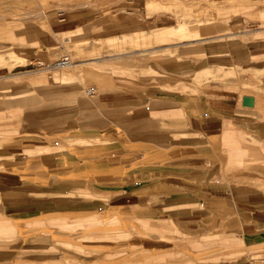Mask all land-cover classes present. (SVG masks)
<instances>
[{
	"label": "rangeland",
	"instance_id": "rangeland-1",
	"mask_svg": "<svg viewBox=\"0 0 264 264\" xmlns=\"http://www.w3.org/2000/svg\"><path fill=\"white\" fill-rule=\"evenodd\" d=\"M148 1L0 0V34L23 28L32 38L26 43L0 40V53L15 51L23 58L21 63L0 64V159L8 168L0 170V264H179V257L187 254L181 246L185 240L195 243L189 246L191 251L197 249L193 256L189 250L187 264H216L225 255L218 246L227 240L216 234L203 235L202 222L206 229L219 226L240 232L244 222L232 213L234 207L227 200L166 184L172 180L166 175L179 174L181 167L180 163L167 164L166 148L181 143L166 145L164 141L165 136L172 140L187 136L178 133L186 122L181 110L171 104L182 95L205 102L224 95L237 100L233 103L242 102L244 96L254 97V107H246L257 106L254 117L238 111L239 128L250 138L255 134L251 124L264 123V66L257 65L264 63V48L248 43L251 38H264V0H158L163 6L152 11ZM182 24L208 38H232L226 50L214 53L206 42L176 47L177 41L172 40L166 46L169 51L111 56L117 49L130 50L134 45L128 40L113 44L108 37L123 33L134 37ZM48 25L56 32L80 31L77 42L61 36L52 40ZM77 48L80 51L74 52ZM66 56L73 62L67 68L37 67ZM90 57H104L98 66L116 71L111 80L86 72L97 65L82 66ZM150 67L157 72L145 74ZM65 72L69 78L63 76ZM149 87L157 101L141 105L129 104L134 96L121 92L146 96ZM153 103L156 107L149 105ZM138 105L141 111L131 114ZM170 108L174 111H164ZM134 118L150 119L141 124L152 123L162 142L156 152L147 150L133 159V155L124 157V151H134ZM27 148L40 151L27 155ZM17 175L33 177L32 182L20 187ZM217 179L225 180V176ZM13 183L18 187H12ZM7 190L10 195L47 190L61 194L30 195L23 201L3 198ZM71 191H89L95 196L69 195ZM19 201L22 204L6 207ZM214 210L220 213L219 220H202V215ZM56 215L64 218L58 226L47 222L39 231L26 232L23 221L14 220L38 216L48 220ZM235 253L233 262L240 255Z\"/></svg>",
	"mask_w": 264,
	"mask_h": 264
},
{
	"label": "crops",
	"instance_id": "crops-1",
	"mask_svg": "<svg viewBox=\"0 0 264 264\" xmlns=\"http://www.w3.org/2000/svg\"><path fill=\"white\" fill-rule=\"evenodd\" d=\"M261 48H264V46ZM33 55L36 56L37 54ZM151 89L152 87H149L145 91L146 96H141L129 90H121V92L134 96L133 100H129V104L132 102L133 104L138 103L141 105V103H147L148 101L152 103V100H154L153 98L156 97V95L150 91ZM137 90L140 91L139 88ZM146 98H148L147 101ZM232 101L237 100L224 95H222V98H213L206 102L201 100L200 97L193 95H182L175 100H171V104L176 106L175 110H181L186 122V126L181 128L179 132L187 136H182L178 140L169 139L170 137L167 136L165 139L166 141H164L166 145L172 144L174 141H179L181 143L179 147L166 148L165 153L170 160L167 164L174 165L180 163L181 165L179 174L172 172L173 174L166 175L165 178L167 180L172 179L170 181L171 183L166 184L184 187L187 190L208 193L214 199L227 200L234 207L232 213L235 215L237 214L236 216L244 222L239 233L237 231L220 228L219 226L213 227L212 229L207 228L208 231H206L205 222H202V230H204V233H202L203 235L216 234L220 235L222 239L227 240V244L221 243V246H218L225 255H221L222 261L216 264H255L254 261H257V259L261 260L260 263L258 262L259 264H264V129H259V131L256 132L252 123L251 125L253 128L251 132L255 134L252 135L253 137L249 138V136H247L248 132H243L242 129L239 128L240 120L238 119L237 113L241 111L244 113L243 115L245 117L252 119V116L254 117L253 111L256 110L257 106L248 109L243 106L242 102L233 103ZM165 102L167 103V101ZM128 103L127 105H129ZM140 105H138L139 107H135V109L131 111V114L135 115L136 111L140 112ZM149 105L151 107H156L157 104L153 103ZM134 106L135 105H133V108ZM143 106H145V111L147 106L145 104ZM151 107L147 109V114L149 116L151 114ZM153 111L157 112L156 109ZM164 111L173 112L174 108L164 109ZM181 112L178 111V115H180ZM42 113H45V111ZM150 119L142 120L140 118H134L132 120L134 132L131 138L134 151L131 153L125 150L124 157L133 155L134 159V156L139 157L147 150L149 153L157 151V144L162 142L161 137L154 131V128H152V123L149 125L147 123L145 125L141 124ZM254 136L256 137L254 138ZM167 139H169V141ZM148 143L150 144L148 145ZM38 151H40V149L34 150V148H30L29 151L28 148V153L30 155ZM222 174L225 176V180L217 179V177ZM10 175L14 176L16 174L13 173ZM16 177L20 182L22 181L20 184L18 183L20 187L28 185V182H32L31 180L33 179V177L28 178V176L23 178L17 175ZM71 181L75 183L82 180ZM11 186L16 187L17 184L13 183ZM79 194L92 195L85 196L87 198L95 196L89 191H71L69 193V195L76 196H80ZM201 201L199 202L201 203ZM118 214L121 213L119 212ZM111 216L112 215H110V217ZM201 217L202 220H210L215 217L219 220L221 215L217 210H214ZM62 219L64 218L57 217L56 215L48 220L39 216L38 218L28 221L20 218L14 220L23 221L21 226L25 227L24 229L26 230H39V228L47 226V222H50L53 226H58L59 222L63 221ZM36 221L39 223H36ZM196 229L201 228L196 227ZM212 230H216V232L211 233L210 231ZM194 244L193 242L190 243L188 240L183 241L181 246L183 247V251L187 252V254L185 253L186 257L183 255L179 257V264H187L190 261L188 259L189 256H191V249L189 246ZM191 252L193 256V254H195L193 252H197V249L192 248ZM234 252L237 254L240 253V255L237 256L236 260L233 262L231 260L235 258L232 257ZM198 256L200 257L199 254L195 257ZM203 264L208 263L204 261Z\"/></svg>",
	"mask_w": 264,
	"mask_h": 264
},
{
	"label": "bare ground",
	"instance_id": "bare-ground-1",
	"mask_svg": "<svg viewBox=\"0 0 264 264\" xmlns=\"http://www.w3.org/2000/svg\"><path fill=\"white\" fill-rule=\"evenodd\" d=\"M234 1V0H233ZM163 5L160 4L158 2V0H149L148 1V4H147V7H148V10L149 11H152L154 8H160L162 7ZM230 17V16H229ZM228 18V17H227ZM191 25V22L189 23ZM193 24V23H192ZM194 25V24H193ZM49 28H53V26L51 25H48ZM194 27H196V25H194ZM193 27V28H194ZM250 30V29H249ZM80 31H74V30H70V31H62V32H56L52 29V35H51V38L52 40H55L54 38L58 37V36H61L63 38H66V39H69V40H75L77 42V38H78V33ZM84 34H88L89 32L88 31H83ZM244 32V31H243ZM246 33V32H244ZM127 34V33H126ZM131 34V33H130ZM137 35L134 37H127L124 33L122 35H115V36H112V37H108V41L110 43H113V44H121L122 42L128 40L129 42H131L134 46L130 49V50H127L125 48H120V49H117V51H115L114 55H111V56H119V55H123L124 57V54L125 53H135V52H139V53H158V52H165V51H169L170 48L166 47L169 45V42H171L172 40H176L177 43H174L176 44V47H178L179 45H183V44H194L196 42H206L207 44V48L208 50H210L211 52H216L217 50H221V49H227V45L230 43L228 41H230V39L232 38L231 35H224V36H220V37H216V38H208L203 36L202 33L198 30V31H194L191 28L188 27L187 24H182V25H178V26H175V27H167V28H161V29H158V30H148V31H144V32H141V34H138L136 33ZM132 35V34H131ZM238 35V34H236ZM30 39H32L31 37H28L27 35V32L26 30H24L23 28H9V29H6L4 31H2V33L0 34V40H6V41H17V42H20V43H26L27 41H29ZM56 41V40H55ZM216 42V43H214ZM248 43L253 47L255 46L256 48H261L262 46H264V38H251ZM11 48V47H9ZM52 48V47H51ZM80 48V47H79ZM77 48L76 50H74V52H78L80 51V49ZM179 49V48H178ZM255 49V48H254ZM8 50V48H7ZM82 50V49H81ZM4 52V51H3ZM134 55V54H133ZM145 55V54H144ZM140 56V55H137V57ZM134 57V56H133ZM127 58V57H126ZM129 58V57H128ZM136 58V57H134ZM104 59V57H90L83 62L84 65L82 66H87V63H95L97 65H93L91 66V70H87L86 72H89V74L91 76H95L96 78H104V79H109L111 80L113 75H115L116 71L114 70H109V69H105V68H102L100 66H98V64L101 62V60ZM120 59V58H119ZM137 59V58H136ZM23 60V58L15 51H8V52H4V53H0V64H4L7 62H13V63H21ZM110 60V59H109ZM134 60V59H133ZM86 62V63H84ZM12 64V63H11ZM73 65V62H71L70 64L66 65L65 68L69 67ZM257 65H261L264 66V63L261 61L259 62ZM53 72V71H52ZM157 71L153 68V67H150L146 70L145 74L147 75H152L153 73H156ZM255 72V71H253ZM55 73V72H54ZM255 75L258 76V74L255 72L254 73ZM253 75V74H252ZM254 75V76H255ZM16 76H20V75H16ZM63 76L66 78L68 76V78L70 77L69 74H67V72L63 73ZM117 76V75H116ZM55 77L58 78L59 77V74H56L55 73ZM261 77V76H260ZM263 77V76H262ZM150 78V77H149ZM147 79V78H146ZM151 79V78H150ZM172 83V82H171ZM181 86V85H180ZM46 91V90H45ZM45 91H42V92H45ZM89 93V92H88ZM60 94V93H59ZM55 95V94H54ZM53 96V95H52ZM52 96H49V97H52ZM53 98V97H52ZM149 112V111H148ZM262 118V117H261ZM261 120V119H260ZM264 120V119H263ZM30 122L32 121H29V124ZM33 124V123H32ZM264 124V123H263ZM261 123V125H255L253 127H255V131H259L264 129V125ZM30 126V125H29ZM113 126V125H112ZM115 127V126H114ZM113 127V128H114ZM118 131H122V129L118 126ZM112 129V128H111ZM113 130V129H112ZM114 131V130H113ZM116 131V130H115ZM178 133L180 135H182L183 133L179 132ZM121 136V135H120ZM205 136V135H204ZM167 137V136H165ZM169 137V136H168ZM163 138V136H162ZM93 140V139H92ZM136 141V140H135ZM138 142V141H137ZM134 143V142H133ZM150 143H148L149 145ZM144 145V144H143ZM7 148V147H6ZM26 151V154L29 155L28 153V148L27 149H24ZM35 150V149H34ZM29 151H30V148H29ZM110 151V150H109ZM13 152V151H12ZM19 152V151H18ZM1 153V152H0ZM7 153V152H5ZM4 154V153H2ZM8 154V153H7ZM18 154V153H17ZM0 158H2L0 156ZM3 159H0V170H6L8 169L7 168V163L3 161H1ZM52 161V160H51ZM161 161H155V163H160ZM13 163V162H11ZM39 163V162H38ZM55 163V162H54ZM169 163V162H167ZM15 164V162H14ZM40 164V163H39ZM46 164V163H45ZM52 164V163H51ZM82 164V163H81ZM113 164V163H112ZM118 164V163H117ZM41 165V164H40ZM167 165V164H166ZM62 166V165H61ZM113 166V165H112ZM117 166V165H116ZM42 167H43V164H42ZM86 168V167H85ZM14 169V168H13ZM18 169V168H17ZM110 170V169H109ZM135 169H133L132 171H134ZM38 171V170H37ZM100 171V170H99ZM72 172V171H70ZM81 172V171H80ZM83 172V171H82ZM86 172V171H84ZM96 172V171H95ZM130 172V171H129ZM90 173V172H88ZM68 174V172L66 173ZM71 174V173H70ZM76 174H78L76 172ZM75 174V175H76ZM80 174V173H79ZM92 175V173H90ZM61 175V174H60ZM63 175V174H62ZM73 175V174H72ZM84 175V174H83ZM68 176H71L68 174ZM89 176V175H88ZM16 177V176H15ZM131 177V176H130ZM12 178V177H10ZM24 178V177H23ZM136 180V178H134ZM16 180V179H15ZM131 180V179H130ZM128 181V180H127ZM132 181V180H131ZM18 183V182H17ZM86 183V182H85ZM92 183V182H91ZM129 184V183H128ZM164 184V183H163ZM184 188V187H183ZM17 189V188H16ZM163 189V188H162ZM165 189V188H164ZM22 190V189H21ZM9 192L11 191H3L2 193V197L3 198H19L21 200H25L28 196L32 195V196H41V197H48V196H55V195H58L59 192L57 193V191H51V190H47V191H43V192H24V191H16V193H19V194H8ZM14 192V191H12ZM179 194V193H178ZM83 196H92L90 194H83ZM162 197V196H161ZM167 197V196H166ZM23 201H19V202H14V203H8L6 205V207H10V206H14V205H18L20 204L21 202ZM147 202V201H146ZM233 203V202H232ZM22 204V203H21ZM30 204V203H29ZM238 206V205H237ZM31 212V211H30ZM30 214V213H29ZM33 214V213H32ZM45 214V213H44ZM193 215V214H192ZM113 216H111L110 218H112ZM223 217V216H222ZM198 220V219H197ZM148 221V220H146ZM179 222V221H178ZM194 222V221H192ZM197 222V221H196ZM220 224V223H219ZM245 226V225H244ZM47 226L45 227H41L39 228V230L41 229H45ZM245 228V227H244ZM103 229V228H102ZM30 230H34V229H30ZM38 230V231H39ZM103 231V230H102ZM26 232H30V231H26ZM103 235V234H102ZM105 235V234H104ZM149 239V238H148Z\"/></svg>",
	"mask_w": 264,
	"mask_h": 264
},
{
	"label": "built area",
	"instance_id": "built-area-1",
	"mask_svg": "<svg viewBox=\"0 0 264 264\" xmlns=\"http://www.w3.org/2000/svg\"><path fill=\"white\" fill-rule=\"evenodd\" d=\"M71 60L69 57H62L61 59L57 60L56 62H54L53 64L44 66L42 63H38L37 67L40 69H44V70H53V69H61L63 67H66V65L70 64Z\"/></svg>",
	"mask_w": 264,
	"mask_h": 264
},
{
	"label": "water",
	"instance_id": "water-1",
	"mask_svg": "<svg viewBox=\"0 0 264 264\" xmlns=\"http://www.w3.org/2000/svg\"><path fill=\"white\" fill-rule=\"evenodd\" d=\"M242 104L244 107H254L255 98L251 96H244L242 100Z\"/></svg>",
	"mask_w": 264,
	"mask_h": 264
}]
</instances>
